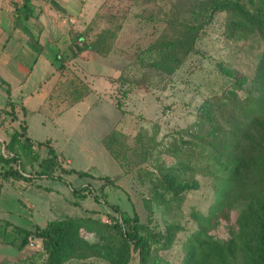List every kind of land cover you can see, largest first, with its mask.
Masks as SVG:
<instances>
[{
    "label": "rangeland",
    "instance_id": "obj_1",
    "mask_svg": "<svg viewBox=\"0 0 264 264\" xmlns=\"http://www.w3.org/2000/svg\"><path fill=\"white\" fill-rule=\"evenodd\" d=\"M175 1L86 0L83 11L86 16H91L99 5L91 19L94 20L93 23L90 21L84 25L82 17L75 15L81 22V32H87V40H92L98 33L108 30V44L111 46V52L107 55L110 56L108 61L119 71L112 82L113 89L107 96L109 100L106 115L101 113L92 117V114L84 113L80 118H75L70 114L63 117L58 128L54 127L56 130L53 126H47L45 133L49 137L47 140H54L55 147L61 149L63 157L70 161L68 168L64 166V169L88 175L78 177L58 172L53 176L55 179H38L42 180L41 187H33V191L29 193L10 186L5 187L6 192L0 200V212H3L0 219L8 221L11 228L31 229L35 223H42L35 221V210L29 212L25 209V201L41 211L45 204L51 205L50 215H56V219L65 216L86 217L89 216L87 212L94 211L97 214L92 217L105 223H109L108 216L119 217L108 208L109 204L117 206L128 219L136 215L142 223L150 219L152 226L163 228L169 224L179 225L185 227L187 232L196 230L197 218H206L214 209L218 198L210 178L193 176L189 183L192 191L179 202V199L172 200L162 193L154 183V175H157L161 166H173L174 155L190 160V157L182 154L179 133L191 128L198 109L207 98L219 95L236 80L251 78L254 56L261 47L256 48L255 40L231 39L226 15L216 13L200 32L195 45L196 52L190 54L172 76L160 74L149 67H141L139 61L143 59L142 52L157 39L170 37L176 32L163 17ZM143 60L145 64L149 62V58ZM86 91L82 87L78 95L83 96ZM60 99L65 102L63 97H59L58 103ZM69 104L70 102L66 103ZM117 104L121 105V109H117ZM220 121L217 128L220 127ZM114 128L120 133V146L129 148L126 157H121L118 163L101 143L103 135ZM31 134H34V130ZM139 143L145 146L150 144L151 156L146 161L140 157L143 151L137 148ZM46 152L33 148V153L42 158L47 157ZM177 172L181 173H175ZM104 177L113 180V185H104L98 180ZM185 182L187 181L183 180ZM44 187H50L54 193L46 195ZM70 188L89 189L90 194L86 195L85 201H78L79 207L68 205L75 201ZM154 194L164 196L165 202L158 204ZM244 207L243 202L236 204L229 219L221 220L209 232L216 243L228 246L229 250L224 253L204 244L197 254L200 264H220L225 258L230 260L229 264H249L253 245L243 221ZM30 213L33 215L32 220ZM4 224L0 223L3 226L0 228V239L11 242L15 235L7 238ZM79 234L92 249L93 256L79 264L119 262L116 245L83 231ZM185 234L177 237V242L170 251L158 253L162 264L165 261L169 264L180 261V246ZM32 244V247L25 248L23 254L15 245L6 244L7 246L0 247V259L7 257L11 262H17L29 258L40 252L37 251L39 248L34 241ZM129 264H137L135 255Z\"/></svg>",
    "mask_w": 264,
    "mask_h": 264
},
{
    "label": "trees",
    "instance_id": "obj_2",
    "mask_svg": "<svg viewBox=\"0 0 264 264\" xmlns=\"http://www.w3.org/2000/svg\"><path fill=\"white\" fill-rule=\"evenodd\" d=\"M31 0H20L14 6L16 23L27 21L32 16ZM216 13L226 15L229 37L235 41L255 40L256 48L261 49L254 56L255 64L250 79L242 78L230 83L219 95L207 98L196 114V120L190 129L182 130L180 145L182 154L190 157L184 160L180 155L173 156V166L159 167L152 183L170 198L184 200L192 191L193 176L207 177L212 180L217 200L214 209L206 218H197L196 230L187 232L179 225H166L159 228L152 226L150 219L140 222L136 215L128 219L117 206L107 204L108 208L119 216H108L109 223L93 218L97 213L87 212L86 217H66L51 221L44 228L33 226L32 229L14 227L15 238L12 245L20 252L28 245V240H38L41 251L29 258L11 262L2 260L0 264H79L93 258L92 249L79 234L94 235L101 240L117 246L119 262L129 264L132 256L137 257V264H162L158 253L170 251L181 234L182 258L177 264H200L197 254L203 245L214 247L226 253L228 246H220L209 232L218 223L229 219L230 212L236 204L243 202V221L247 227L248 237L253 245L249 255V264H264V1L263 0H176L164 14L168 26L176 32L170 37L157 39L143 52L142 58H149L148 63L141 59V67L172 76L184 63L185 59L195 53V45L203 27ZM94 21V20H93ZM91 21V23H93ZM108 30L98 33L92 40H87V32L74 36L79 44L77 57L83 51H90L100 57L111 52L108 44ZM60 69H64L62 59ZM241 94V95H240ZM121 109V105H116ZM25 114V112L23 111ZM123 113V112H122ZM124 114V113H123ZM224 115V117L222 116ZM220 124L217 128L218 121ZM25 126L10 136L8 153L12 156H0V164L14 160L18 152L28 151L29 139L25 137ZM120 133L112 129L104 138L103 146L115 162L125 158L129 148L120 146ZM184 136V139H183ZM110 143H113L112 145ZM119 144V145H118ZM117 145V146H116ZM42 146L37 144L36 148ZM139 143L143 161L151 156V149ZM33 153V149L31 151ZM38 160L39 156L33 153ZM55 154L49 148L47 158L41 163L40 175L55 179L56 169L64 175L86 177V173L65 170L54 162ZM180 171L181 173H175ZM190 175V176H188ZM185 176H188L186 179ZM150 177V176H149ZM2 181L25 179L16 170L8 169L0 174ZM152 180L151 178H148ZM104 185H113V180L98 178ZM183 180L187 182L183 183ZM103 185V186H104ZM75 201H85L90 194L88 188H70ZM158 194H154L156 197ZM164 196H157V203L165 202ZM77 200V201H76ZM148 203V202H146ZM225 258L220 264H229ZM163 264H169L167 261Z\"/></svg>",
    "mask_w": 264,
    "mask_h": 264
},
{
    "label": "crops",
    "instance_id": "obj_3",
    "mask_svg": "<svg viewBox=\"0 0 264 264\" xmlns=\"http://www.w3.org/2000/svg\"><path fill=\"white\" fill-rule=\"evenodd\" d=\"M19 4L20 0H0V156H12L6 150L10 136L19 131L23 124L29 146L28 151L14 155L15 161L0 164V174L10 168L25 178L17 181H2L0 178V200L8 186L24 193L33 191V187H41L42 180L38 179L46 178L40 175L41 163L47 157L33 161L35 156L31 151L38 143L42 146L37 150L45 152L50 148L55 154V164L62 169L64 166L68 168L70 161L63 157V151L55 147L54 140H47L46 127L58 128L63 117L70 114L75 118H80L84 113L92 114V117L101 113L106 115L107 96L113 89L112 82L119 71L108 61L110 56L100 57L93 52L83 51L73 58L79 49L74 36L82 31L79 26L81 22L76 16L80 15L84 25H87L99 5L91 16H86L83 13L86 0H31V18L16 23L14 6ZM56 58L62 59L64 69H60L61 63ZM82 87L87 91L80 96L78 91ZM59 97H63L65 102L60 99L58 103ZM68 102L70 104L66 105ZM32 130L34 134H31ZM110 131L103 135L102 146ZM58 172L56 169L54 175ZM44 191L46 195L54 193L50 187H44ZM72 203L68 205L79 207ZM24 205L29 212L36 211L35 221L42 223L33 226L40 228L51 221L68 217L56 219V215H50L51 205L45 204L42 211L28 201ZM30 214L32 220L33 215ZM0 223H5L4 234L9 238L14 227L11 228L8 221L1 219ZM13 240L0 239V247L12 244ZM34 242L39 248L37 251H41L40 242ZM25 248L20 251L22 254ZM9 259L1 258L0 262Z\"/></svg>",
    "mask_w": 264,
    "mask_h": 264
},
{
    "label": "built area",
    "instance_id": "obj_4",
    "mask_svg": "<svg viewBox=\"0 0 264 264\" xmlns=\"http://www.w3.org/2000/svg\"><path fill=\"white\" fill-rule=\"evenodd\" d=\"M69 21H70L71 23H73L72 20H69ZM106 223H108V222L106 221ZM32 243H33V240L29 239V240H28V245H27V246H28V247H32V246H33Z\"/></svg>",
    "mask_w": 264,
    "mask_h": 264
}]
</instances>
